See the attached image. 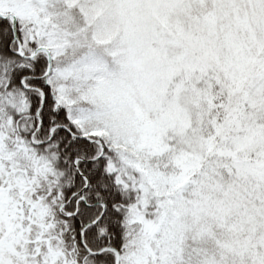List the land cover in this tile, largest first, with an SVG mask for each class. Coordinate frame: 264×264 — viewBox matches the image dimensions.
Instances as JSON below:
<instances>
[{
    "label": "snow or ice",
    "instance_id": "obj_1",
    "mask_svg": "<svg viewBox=\"0 0 264 264\" xmlns=\"http://www.w3.org/2000/svg\"><path fill=\"white\" fill-rule=\"evenodd\" d=\"M0 264H264V0H0Z\"/></svg>",
    "mask_w": 264,
    "mask_h": 264
}]
</instances>
